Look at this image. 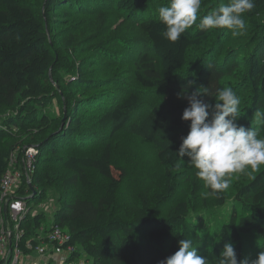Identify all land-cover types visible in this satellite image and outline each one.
I'll return each mask as SVG.
<instances>
[{
  "label": "trees",
  "instance_id": "1",
  "mask_svg": "<svg viewBox=\"0 0 264 264\" xmlns=\"http://www.w3.org/2000/svg\"><path fill=\"white\" fill-rule=\"evenodd\" d=\"M221 1L229 2L202 0L199 17L218 8ZM168 3L169 0H0V180L13 153H21L25 146L37 147L36 169L30 182L35 193L26 184V200L55 199L51 225L68 233L63 248L72 247L59 259L51 258V264H160L178 250L181 239H189L185 221L189 218V201L199 188L196 181L191 180L187 199L174 202L164 213L160 208L177 191L172 173L179 160L175 153L190 124L181 116L188 106L186 96L198 88L211 96H204L205 102L214 103L216 90L229 87L225 75L238 70L235 74L240 82L232 87L241 101L237 123L264 130L255 120L257 110L264 112V0H255V8L245 14L248 34L241 35L242 43L208 63L205 51L211 47L209 35L216 31L220 37L224 29L201 30L198 18L177 42L170 43L162 35L165 26L158 18V8ZM110 12L119 29L111 33L102 30H109L106 16ZM91 23L99 29L92 30ZM135 28L146 37V43L131 41L130 46L138 50L133 68L126 60L129 49L123 34ZM200 45L204 48L192 65H186L189 50ZM122 62L140 88L162 89L147 107L145 119L164 135L157 149L164 185H155L154 191L150 182L142 188L137 186L132 202L126 204L118 199V190L127 168L115 160L109 137L122 132L131 122L142 98L129 82H122L127 87L124 95L114 99L113 80L117 77L110 75L107 67L117 71L123 68ZM71 75H76V81H68ZM67 86L82 89L81 100L95 106L86 111L94 118L89 124L84 109L75 111L74 94ZM53 100L61 106L60 115L47 109ZM97 124L101 129L110 127V131L107 136L101 135L100 148L87 153L90 146L98 144ZM90 172L103 180V192L94 198L72 193L71 189L82 192L94 188ZM210 197L215 207L227 203L231 207L214 237L207 239L211 254L219 257L224 245L231 242L238 261L255 259L264 251V166L239 186L232 203L224 191L218 198ZM46 222L42 210L28 213L21 221L25 231L21 248L25 254L33 253L26 243H39V229L46 228ZM251 235L263 243H255L253 254L248 256L244 243ZM204 243L207 244L205 240ZM0 264H6L4 258H0Z\"/></svg>",
  "mask_w": 264,
  "mask_h": 264
},
{
  "label": "rangeland",
  "instance_id": "2",
  "mask_svg": "<svg viewBox=\"0 0 264 264\" xmlns=\"http://www.w3.org/2000/svg\"><path fill=\"white\" fill-rule=\"evenodd\" d=\"M223 2L221 1V4ZM201 12V11H200ZM199 12V14H200ZM144 15L147 14L146 11H143ZM148 15V14H147ZM114 15L112 12H110L106 16V30L109 33H111L112 29H118V23L115 21V18H113ZM143 18V17H142ZM86 21H89L86 19ZM92 22V21H91ZM94 27L93 29H99L97 25L94 23H91ZM194 26V25H193ZM119 30V29H118ZM222 31V30H221ZM216 31H213L211 35H209L210 41V48L206 50L207 53L205 55V63L210 62V60L218 59L221 57H224L227 51L233 47V45H236L238 43H242V39H240L241 35L234 36L232 35L231 31L228 29H224V31L221 32V36L218 37V34L215 35ZM248 34V28H246V31L244 32L243 36L246 37ZM125 37H127V41L125 42V46L127 45L129 49V55L126 56V60L129 61V64L134 68L133 61L135 59V55L137 54L138 50L133 49L131 45V41H134L135 43H146V37L138 30H124ZM213 37H216L219 40L213 41ZM212 44V45H211ZM206 46V44L204 43ZM207 47V46H206ZM204 48L203 45H200L199 47H192L188 52L187 57V64L186 65H192L191 61L196 58V56L199 54V51ZM124 51V49H123ZM121 67L119 70H111L109 67H107V70L109 71L110 75L115 74L116 79L113 81L118 84L113 86L112 90L115 95L116 100H120L121 97L124 95V90L127 88L126 86L120 84L122 82H129L131 85V88L138 92L140 97L142 98V105L137 113H134L131 122L124 128L122 132H119L118 134L109 137L111 139V142L113 143L114 147V158L116 161H119L121 164L126 166L127 168V176L124 178L121 182L119 192H118V199H120L123 204L132 202L133 198L135 197L136 193L135 190L139 189L137 186L141 187L147 183H151L154 185H164V173L162 170V167L160 166L158 160H157V149L160 147L161 143L164 141V135L160 133L158 130H156L155 127L150 124V122H147L145 117L147 113V107L151 102L155 100V97L161 94L162 89H142L140 88L138 83L134 80V77H132V74L129 70V72L126 73L125 65L126 63H121ZM79 66V63H76V67ZM97 66L100 68L101 64H97ZM116 69V68H115ZM125 71V72H124ZM238 70H235V72H232L230 74H226L224 77V80L226 84L229 87L237 86V82H240L239 76L235 74ZM103 73V72H101ZM126 73V74H125ZM50 76L51 72H49ZM124 79V80H121ZM121 82H119V81ZM69 82L76 81V75H71L68 78ZM112 81V80H111ZM100 84H97V88H99ZM67 90L74 94V104H75V111L78 112L77 108L79 110L84 109V118L87 120L86 123L89 124L92 122L91 120L94 119L93 116L90 117L88 114L90 110H94L95 106L91 105H85V102L81 100V98L84 96L82 94V89H79L77 87H68ZM82 102V103H81ZM80 103V104H79ZM64 105V104H63ZM47 109L51 113L61 114V106L57 100L52 101V105L49 106ZM242 110V109H241ZM97 111V110H96ZM66 113V111L64 112ZM81 115V113H78ZM91 126H94L92 124ZM96 129H100V135L98 136V144H95V146H90V150H87V153H93L92 150H97L101 147V135L107 136L108 132L110 131V127H103L102 129L97 124ZM260 135L262 138H264V130H260ZM97 140L95 142H97ZM187 160V158H185ZM37 161V157H36ZM179 165V166H178ZM261 168V167H260ZM258 170V169H257ZM257 170L248 169L245 174H238L234 175L230 181V186L228 189L224 190V193L227 196V199H229L232 203L234 197V194L238 190L239 186L244 184L248 179H250ZM196 169L192 167L187 161L181 162L180 159L177 162V165L172 170V173L174 175V182L177 186V191L175 196L169 200V202L165 203L161 208V213H164L167 208L173 204L174 202L180 200V199H187L188 194L191 191V180L196 181V186H198V190L196 191V195L193 197L190 203V212H189V218L185 221L186 223V234L188 235L189 239L193 241V246L198 249V254L204 255L208 257L210 264H215L216 257H214L210 252V245H208L207 239H212L214 237V232L216 231L220 221L225 220L228 213L230 212V206L227 203V206H218L215 207L213 205L214 201L209 196L205 198L202 194L206 191V189L203 186V181L199 179L197 176H195ZM65 173V171H64ZM90 178L94 181L93 186L94 188H89L88 190H76L71 189L70 191L72 193H78L80 197H89L94 198L96 194H100L103 192L104 186L103 180L97 176L96 173L90 172L89 173ZM152 190V189H151ZM137 192V191H136ZM58 196V193L56 194ZM56 202L54 198H47L44 197L42 199H31L29 201V206L32 208L33 212H37L39 210L44 211L45 216L47 218L46 222V228L47 230L51 227V213L55 206ZM251 235L250 238L244 239L245 240V247L247 248V251L249 252L248 256L253 254V251L251 248L255 250L256 245L255 243L263 241L258 238ZM204 240L207 242L204 243ZM254 242V243H253ZM32 258H38V253L33 252ZM61 262V260H60ZM65 264V263H64ZM75 264V263H73ZM79 264V263H76Z\"/></svg>",
  "mask_w": 264,
  "mask_h": 264
},
{
  "label": "clouds",
  "instance_id": "3",
  "mask_svg": "<svg viewBox=\"0 0 264 264\" xmlns=\"http://www.w3.org/2000/svg\"><path fill=\"white\" fill-rule=\"evenodd\" d=\"M201 5L202 0H169L166 6L159 7L158 18L165 26L163 37L170 43L177 42L198 18L197 27L201 30L228 29L234 36L243 35L246 31L244 16L256 6L255 0H229L200 18ZM204 96L210 95L200 92L199 88L186 96L188 106L181 119L190 122L189 131L182 137L175 155L197 170L196 176L208 190L202 195L218 198L219 193L229 188L234 175L264 166V138L259 128L237 123L241 101L232 87L217 89L214 103L205 102ZM255 120L264 126V112L257 110ZM178 243V250L160 264H210L208 257L198 254L191 239L184 238ZM215 264H264V251L255 259L238 261L234 245L229 242Z\"/></svg>",
  "mask_w": 264,
  "mask_h": 264
},
{
  "label": "built area",
  "instance_id": "4",
  "mask_svg": "<svg viewBox=\"0 0 264 264\" xmlns=\"http://www.w3.org/2000/svg\"><path fill=\"white\" fill-rule=\"evenodd\" d=\"M37 153V147L32 145L23 147L21 153H13L0 180V258H4L6 264H51V258L72 249L71 246L63 248L69 235L55 224L49 230L40 227L39 243H26L27 249L38 253L40 261L31 260V255L25 254L21 248L25 231L20 223L28 213H37L26 200L29 188L25 187L35 172Z\"/></svg>",
  "mask_w": 264,
  "mask_h": 264
},
{
  "label": "crops",
  "instance_id": "5",
  "mask_svg": "<svg viewBox=\"0 0 264 264\" xmlns=\"http://www.w3.org/2000/svg\"><path fill=\"white\" fill-rule=\"evenodd\" d=\"M31 256H32V254H31ZM60 258V256H55V260H57V259H59ZM31 260H35V261H40L41 260V258L39 257V255H38V258H30Z\"/></svg>",
  "mask_w": 264,
  "mask_h": 264
},
{
  "label": "water",
  "instance_id": "6",
  "mask_svg": "<svg viewBox=\"0 0 264 264\" xmlns=\"http://www.w3.org/2000/svg\"><path fill=\"white\" fill-rule=\"evenodd\" d=\"M64 118H65V117H63V120H64ZM63 124H64V123H63V121H62L60 129H62V127H63ZM29 187H30V188L33 190V188H32V186H31V184H30V186H29ZM32 193L34 194V193H35V191L33 190V191H32Z\"/></svg>",
  "mask_w": 264,
  "mask_h": 264
}]
</instances>
